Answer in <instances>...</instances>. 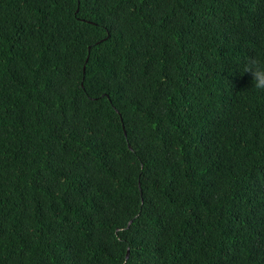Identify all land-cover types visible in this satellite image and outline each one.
I'll return each mask as SVG.
<instances>
[{"label":"trees","instance_id":"trees-1","mask_svg":"<svg viewBox=\"0 0 264 264\" xmlns=\"http://www.w3.org/2000/svg\"><path fill=\"white\" fill-rule=\"evenodd\" d=\"M251 56L264 0H0V264H264Z\"/></svg>","mask_w":264,"mask_h":264},{"label":"clouds","instance_id":"clouds-1","mask_svg":"<svg viewBox=\"0 0 264 264\" xmlns=\"http://www.w3.org/2000/svg\"><path fill=\"white\" fill-rule=\"evenodd\" d=\"M240 73H249L252 76V87L257 91H264V57L251 56L240 66Z\"/></svg>","mask_w":264,"mask_h":264},{"label":"water","instance_id":"water-1","mask_svg":"<svg viewBox=\"0 0 264 264\" xmlns=\"http://www.w3.org/2000/svg\"><path fill=\"white\" fill-rule=\"evenodd\" d=\"M129 255H130V254H129V252H128V253H127V256H126V259H127V260H128V258H129Z\"/></svg>","mask_w":264,"mask_h":264}]
</instances>
